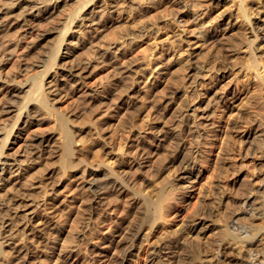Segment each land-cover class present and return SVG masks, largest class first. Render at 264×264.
I'll list each match as a JSON object with an SVG mask.
<instances>
[{
	"label": "rangeland",
	"instance_id": "1",
	"mask_svg": "<svg viewBox=\"0 0 264 264\" xmlns=\"http://www.w3.org/2000/svg\"><path fill=\"white\" fill-rule=\"evenodd\" d=\"M97 2L109 18L94 31L83 16ZM263 2L0 0V264H92L119 235L139 264L263 261ZM149 157L137 184L120 175ZM94 168L126 194L98 197ZM51 202L38 256L23 255Z\"/></svg>",
	"mask_w": 264,
	"mask_h": 264
},
{
	"label": "bare ground",
	"instance_id": "2",
	"mask_svg": "<svg viewBox=\"0 0 264 264\" xmlns=\"http://www.w3.org/2000/svg\"><path fill=\"white\" fill-rule=\"evenodd\" d=\"M65 2V1H64ZM264 3V2H263ZM102 2H97L96 4H94L93 7H91L89 10H87L83 16V18L88 21V25H90L91 29H93L94 31L99 30L102 26H104V24L108 21L109 15H107L106 12H102L101 9H99L102 6ZM53 6V5H51ZM56 6V5H55ZM49 7V6H48ZM112 7V6H111ZM47 9V8H46ZM54 10V9H53ZM45 11V10H44ZM51 12V11H50ZM49 13V12H48ZM37 16V15H36ZM39 17V16H38ZM48 19V18H47ZM38 23V22H37ZM86 23V22H85ZM23 24V23H22ZM25 25V24H24ZM10 26V25H9ZM2 27V26H1ZM7 27V26H6ZM13 27V26H12ZM5 29V28H4ZM4 31V30H3ZM44 37V36H43ZM47 37V36H46ZM44 40V39H43ZM47 41V39H45ZM42 41V40H41ZM44 43V42H43ZM37 45V44H36ZM42 46V45H41ZM67 53V52H66ZM195 54V53H194ZM193 54V55H194ZM64 55V54H63ZM66 57V56H63ZM161 68L157 69L155 72H159ZM85 77V68L84 67H80L78 69H75L73 71H68L67 72V77L66 80L67 81H72L75 82L76 84H79L81 82V80ZM71 84V83H70ZM69 85V84H68ZM82 85V84H81ZM15 87V86H14ZM80 88V87H79ZM7 90V89H6ZM13 94V93H12ZM102 99V95H100V93L95 92L93 94V96L90 99V104L94 105L95 103L97 104L99 100ZM40 105H44L45 101L43 99L40 100ZM95 104V105H96ZM8 110V109H7ZM40 111H39V115H40ZM41 118V117H40ZM60 122V126L62 128L63 134H64V141L61 144L62 147V152H63V156L65 161H67V157L70 153V141H71V133L69 131V129L66 126V122L65 119L63 117H60L59 119ZM35 137V136H34ZM37 137V136H36ZM53 136H48L43 138V141H48L50 139H52ZM220 142V141H219ZM46 145V144H45ZM220 145V144H219ZM216 146V145H215ZM219 147V146H218ZM43 148V147H42ZM214 148V147H213ZM40 150V149H39ZM218 154V153H217ZM150 160L151 158H145L143 159L141 162H135L133 160H129L126 163L123 164L122 170L120 172V175H122L124 178H128V180H130L133 184H137L140 179V174H139V170L137 168L143 166L146 167L147 169L150 166ZM101 173V170L98 168H94L93 171H91V175H89V177L86 179V184L89 187H95V192L97 193L98 197H102L105 194L108 195H113V193H115L116 195H121V194H126L125 188H123V186L119 183V181L117 179H113L111 176L109 175H104L102 177H98V174ZM129 175V176H128ZM119 176V175H118ZM120 180V179H119ZM264 182V179H263ZM95 194V193H94ZM250 194V193H249ZM67 194H61L56 200H58L57 202L60 203L59 201H63V199L67 197ZM115 196V195H114ZM191 196V195H188ZM57 197V196H56ZM115 198V197H114ZM171 198L170 194L166 193V192H160L158 194V196L152 201V203H150L149 205L151 206L152 211L155 214H162L166 209L164 206V202H166L167 200H169ZM250 200V195H245L243 197L240 198V205L242 207V210L244 209L247 210L246 205L248 204ZM52 203V202H51ZM50 205V204H49ZM48 205V207L46 209H44V212L41 214H36L35 219H33L35 221L34 225L36 226L34 231H28L29 236V245H26L23 249H22V253L23 255L25 254H32V256H38V249L36 248V245L34 244V241L37 240L38 238V234L37 232H40L41 230H43L45 227H47V224L49 223L48 217H52L54 216V214L57 212L58 210V205L55 203H52L50 206ZM237 214V213H236ZM33 225V226H34ZM196 227V226H195ZM33 229V228H32ZM40 234V233H39ZM227 234V232L225 233ZM41 235V234H40ZM245 237V236H244ZM243 238V237H242ZM232 241L235 245L239 244L238 240H236L235 238H231ZM247 240V239H246ZM249 240V239H248ZM251 240V239H250ZM255 240L252 239L251 244L254 243ZM127 241L124 240V237L122 235H119L117 237L114 238H108L107 240L102 242V246L100 247V250H98L95 254V257L92 259V264H139V261L135 258H133L132 256L134 255V248L132 246V244H127ZM250 242V241H249ZM232 243V244H233ZM233 244V246H234ZM227 245V244H226ZM238 246V245H237ZM246 246V243H245ZM236 247V246H235ZM240 248V247H238ZM244 248V247H243ZM253 248V247H252ZM235 249V248H234ZM259 249V248H257ZM225 250V248H224ZM251 250V249H250ZM223 251V250H221ZM245 251V250H244ZM255 251V250H254ZM258 252V251H257ZM170 253V252H169ZM168 253V254H169ZM219 254V253H218ZM223 254V253H222ZM228 254V253H227ZM233 254V253H232ZM21 255V254H20ZM27 255V256H28ZM167 255V254H166ZM221 255V254H220ZM219 255V256H220ZM252 255V254H251ZM255 255V254H254ZM225 255L223 254V257ZM229 255H227L228 257ZM247 257V256H246ZM61 258V257H60ZM216 258V257H215ZM218 259V258H216ZM215 259V260H216ZM231 259V258H230ZM250 259V257H249ZM220 260V258H219ZM246 260V259H245ZM77 261L76 257H72V256H68L65 257L64 259H61V261H59V264H75ZM223 261V260H222ZM257 261V262H256ZM172 262V261H171ZM170 262V263H171ZM247 262V261H246ZM249 262L252 264V262H256L258 264L264 262V260L262 261L257 260V258H251L249 260ZM213 264H219V261H217L216 263L210 262ZM224 263V262H223ZM249 263V264H250ZM221 264V261H220ZM248 264V263H247Z\"/></svg>",
	"mask_w": 264,
	"mask_h": 264
}]
</instances>
